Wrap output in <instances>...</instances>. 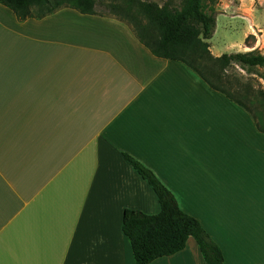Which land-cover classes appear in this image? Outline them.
<instances>
[{"label":"crops","instance_id":"obj_1","mask_svg":"<svg viewBox=\"0 0 264 264\" xmlns=\"http://www.w3.org/2000/svg\"><path fill=\"white\" fill-rule=\"evenodd\" d=\"M123 154L225 264H264V133L244 108L117 18L0 4V264H136L124 211L160 204ZM150 264L206 263L190 238Z\"/></svg>","mask_w":264,"mask_h":264},{"label":"trees","instance_id":"obj_2","mask_svg":"<svg viewBox=\"0 0 264 264\" xmlns=\"http://www.w3.org/2000/svg\"><path fill=\"white\" fill-rule=\"evenodd\" d=\"M212 2L214 0H208ZM102 0H0L19 20L41 19L62 7H69L84 15H96ZM140 13L146 24L136 22L134 30L139 41L159 58L180 61L195 71L209 87L238 103L255 120L257 130L264 133V94L261 105L252 107L245 94L228 88L230 81L223 71L237 65L243 68L264 66V55L256 52H237L216 57L210 50L216 18L204 11L203 0H182V8L168 4L140 3ZM131 167L152 187L157 195L160 212L150 215L126 209L122 230L130 240L136 264H150L158 258L174 255L193 238L206 264H225L220 247L210 238L200 222L184 212L174 194L147 167L133 157L123 154Z\"/></svg>","mask_w":264,"mask_h":264},{"label":"rangeland","instance_id":"obj_3","mask_svg":"<svg viewBox=\"0 0 264 264\" xmlns=\"http://www.w3.org/2000/svg\"><path fill=\"white\" fill-rule=\"evenodd\" d=\"M59 1L52 0V5ZM140 3H155L159 6L168 4L175 9L182 8V0H102L97 6L96 15L117 18L134 29L136 22L147 23L146 17L140 13ZM203 5L205 13L216 18L215 32L209 41L212 53L256 51L264 55V0H203ZM223 74L230 81L228 88L236 92L239 99L243 93L246 102L252 107L261 105L264 66L243 68L233 65Z\"/></svg>","mask_w":264,"mask_h":264}]
</instances>
